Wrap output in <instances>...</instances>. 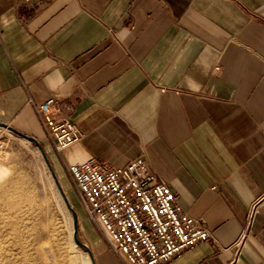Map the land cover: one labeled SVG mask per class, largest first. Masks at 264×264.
<instances>
[{"label": "crops", "instance_id": "0c3cea01", "mask_svg": "<svg viewBox=\"0 0 264 264\" xmlns=\"http://www.w3.org/2000/svg\"><path fill=\"white\" fill-rule=\"evenodd\" d=\"M30 95L72 105L66 163L143 156L208 227L159 264H264V0H0V122L62 166ZM83 232L92 264H122Z\"/></svg>", "mask_w": 264, "mask_h": 264}, {"label": "built area", "instance_id": "2783aa9c", "mask_svg": "<svg viewBox=\"0 0 264 264\" xmlns=\"http://www.w3.org/2000/svg\"><path fill=\"white\" fill-rule=\"evenodd\" d=\"M29 102L62 159L88 219L122 264H159L211 239L208 227L183 209L171 185L151 171L143 156L124 165L96 157L66 163L63 149L83 137L70 117L72 105L53 97L38 103L31 95ZM4 149L1 142L0 155ZM256 211L257 203H253L246 231H250Z\"/></svg>", "mask_w": 264, "mask_h": 264}, {"label": "rangeland", "instance_id": "374dc122", "mask_svg": "<svg viewBox=\"0 0 264 264\" xmlns=\"http://www.w3.org/2000/svg\"><path fill=\"white\" fill-rule=\"evenodd\" d=\"M1 142L5 151L0 155V169H5L0 171V264H86L89 254L72 237V213L51 170L78 213V236L84 243L87 215L50 145L40 141L51 167L36 143L2 126ZM16 180L20 188L15 187ZM22 186L31 190L35 202L25 200L16 208L13 203L24 191Z\"/></svg>", "mask_w": 264, "mask_h": 264}, {"label": "water", "instance_id": "95a60500", "mask_svg": "<svg viewBox=\"0 0 264 264\" xmlns=\"http://www.w3.org/2000/svg\"><path fill=\"white\" fill-rule=\"evenodd\" d=\"M0 126L5 127V128H8V129L14 131L15 133H17V134L23 136L24 138H26V139H28V140L33 141L34 143H36V144L41 148L42 153H43V155H44V157H45V160H46L48 166H50V163L48 162V158H47L46 155H45V152H44L43 146H42V144L40 143V140H39L37 137H35V136H33V135H30V134H28V133H25V132L19 130L18 128L14 127L13 125L8 124V123H5V122H0ZM50 167H51V166H50ZM51 171H52V175L54 176V178H55V180H56V182H57V184H58L59 190H60V192H61V194H62V197H63V199H64V201H65V203H66V206L68 207V209H69L70 212L72 213V222H73V239H74V241H75L78 245L84 247V248L87 249L89 252H91L90 249H89V247H88V245H87L86 243H84V242L79 238V236H78V232H79V225H78V223H79V217H78V213H77L76 209H75V208L71 205V203L69 202V199H68V197L66 196L65 191L63 190V188H62V186H61V184H60V182H59V180H58V177L55 175V173H54L53 170H51Z\"/></svg>", "mask_w": 264, "mask_h": 264}, {"label": "bare ground", "instance_id": "6f19581e", "mask_svg": "<svg viewBox=\"0 0 264 264\" xmlns=\"http://www.w3.org/2000/svg\"><path fill=\"white\" fill-rule=\"evenodd\" d=\"M5 128V127H4ZM6 129H8V128H6ZM4 167L3 168H1L0 169V171H4ZM59 180V179H58ZM19 180H16V183H15V187H17V188H20L21 187V185L19 186ZM60 182V181H59ZM19 186V187H18ZM26 187V186H25ZM24 186H22V189L24 188V191L23 192H21V194H19L18 195V197H17V200L15 199V201H14V203H13V206L14 207H16V208H21V206H23V204H22V202L23 201H25V200H29V202L31 201V202H35V200H33V196H31L30 195V191H28V190H26V188H28V187H26L25 188ZM25 190H26V192H25ZM32 193V192H31ZM32 195H33V193H32ZM33 200V201H32ZM27 202V201H26ZM25 202V203H26ZM34 202H33V205H34ZM31 204V203H30ZM18 210H20V209H18ZM69 210V209H68ZM6 223V222H5ZM8 223V222H7ZM15 223V222H14ZM73 226V225H72ZM73 228V227H72ZM17 229V228H16ZM72 237H73V229H72ZM92 262H93V260L91 261V259H89L88 258V260L86 261V264H92Z\"/></svg>", "mask_w": 264, "mask_h": 264}]
</instances>
